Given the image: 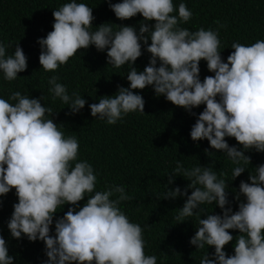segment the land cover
Returning <instances> with one entry per match:
<instances>
[{
    "label": "clouds",
    "instance_id": "9594fccd",
    "mask_svg": "<svg viewBox=\"0 0 264 264\" xmlns=\"http://www.w3.org/2000/svg\"><path fill=\"white\" fill-rule=\"evenodd\" d=\"M108 6L121 21L139 14L143 18L139 30L125 25L113 28L112 23L93 27L92 8L67 0L52 10V30L37 40L41 68L55 72L78 49L90 45L98 52L107 50V65H128V87H118L113 95L89 104L93 118L114 125L129 113L144 114V100L133 90L150 86L157 97L162 95L186 112L204 105L191 126V140H207L211 149L223 154L232 165V180L248 171L250 158L245 152H264V39L247 45L233 41V51L223 61L217 29L190 31L180 26L192 16L183 0L175 9L173 0H120ZM148 22H153L150 27ZM142 45L150 58L138 71L133 63L142 55ZM7 47L0 42V79L11 82L25 71L27 58L18 44L10 55H6ZM201 60L214 73L202 82ZM47 84L52 99L66 104L71 114L84 108L85 99L76 91L69 94L57 76L48 77ZM41 101L42 95L30 98L20 91H11L7 100L0 97V197L12 189L17 197L6 224L10 236L42 241L43 264H157L155 255L145 254L142 227L130 222L120 208L121 201L130 199L125 186L96 190L92 165L77 158L76 136L65 135L63 125L50 118L53 109ZM225 137L234 138L240 148L229 146ZM250 168L254 174L248 171L249 182L241 180L238 192L233 191L235 212L228 199L226 173L218 174L214 165L198 163L186 168L177 160L167 175L164 199H183L175 219L180 223L192 217L196 220L188 243L196 250L214 249L211 254L206 251L199 264H264V163ZM177 176L188 181L186 187L168 189ZM85 198L82 207H70L62 218H56L50 235L57 208L75 206ZM213 203L220 214L211 211L201 218L205 211L201 205ZM229 230L239 235L233 254L226 256L223 248L233 241ZM0 264H13L3 237Z\"/></svg>",
    "mask_w": 264,
    "mask_h": 264
},
{
    "label": "trees",
    "instance_id": "16d2710c",
    "mask_svg": "<svg viewBox=\"0 0 264 264\" xmlns=\"http://www.w3.org/2000/svg\"><path fill=\"white\" fill-rule=\"evenodd\" d=\"M67 0H0V42L8 45L6 55L14 51L16 44L26 56V69L17 74V79L6 82L0 79V97L7 100L11 91H20L30 98H39L42 106L53 109L50 118L54 123L63 125L65 135L76 136L79 142L78 159L88 161L97 174L96 190H103L109 185H123L130 197L121 201L120 208L130 222L142 227L145 241V254L155 255L157 264H199V259L208 251L214 249L205 246L196 250L188 243L194 235L195 217L181 222L175 219L177 209L182 207L183 199H164L168 174L175 167L177 160L184 167L196 164L214 165V169L226 173L228 183V199L233 212L237 210V201L233 199L238 192L241 180L249 182L248 174H254L250 167L264 163V152L255 150L245 152L250 158L248 171L241 173L234 180L231 178L229 160L218 150L209 147L207 140L193 142L189 136L191 126L204 105H199L186 112L172 105L161 95L157 97L150 86L142 90H133L144 100L143 113H129L114 125H108L102 120L93 118L88 108L89 104L98 102L101 96L113 95L118 87H128L126 73L128 65L113 68L106 64V51L98 52L93 46L78 49L77 53L55 72L44 71L38 62L40 47L39 38L46 36L52 30L54 23L52 10ZM92 8L94 20L92 26L102 23H112L113 28L119 25L133 26L138 31V25L143 18L137 14L127 20H119L109 9V3L120 0H77ZM180 0H173L174 9ZM192 12L190 20L181 27L195 31L198 28L218 30L220 39L221 59L226 61L233 51L230 46L233 41L241 44H251L257 39H264V0H183ZM175 14V11L174 13ZM153 22H148L149 27ZM222 25V27H220ZM95 30V29H93ZM150 43V41L148 42ZM141 47L142 55L133 63L138 71L148 64L150 54ZM158 66V65H157ZM201 82L205 76L214 75L209 72L206 62L198 64ZM55 75L58 82L65 85L69 94L78 92L86 101L85 106L76 114H71L66 104L57 98L52 99L48 92V77ZM66 113H68L66 115ZM229 146L235 145L234 138L225 137ZM207 149V154L205 150ZM188 181L177 176L168 189L180 187L184 189ZM235 189V190H234ZM191 190L186 192L189 195ZM82 200L77 205L66 204L57 208L49 234L54 233L56 218H62L70 207H82ZM243 201V197H240ZM17 202L15 190H10L0 197V237L8 245V254L13 256V264H43L46 260L42 241H28L26 237L19 240L10 236L6 227L12 213V205ZM206 213L220 214V209L213 204L201 205ZM227 207V205H226ZM233 241L225 245L223 250L227 255L233 254V244L238 231L229 230Z\"/></svg>",
    "mask_w": 264,
    "mask_h": 264
}]
</instances>
